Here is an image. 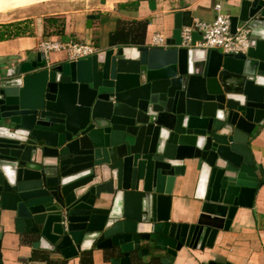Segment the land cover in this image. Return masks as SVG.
Here are the masks:
<instances>
[{"label": "water", "instance_id": "1", "mask_svg": "<svg viewBox=\"0 0 264 264\" xmlns=\"http://www.w3.org/2000/svg\"><path fill=\"white\" fill-rule=\"evenodd\" d=\"M194 21L192 11L175 15L168 48L113 47L60 65L38 52L8 71L0 226L66 259L92 242L111 264H174L185 251L213 249L253 207L264 186L251 149L264 126V0H241L231 16L233 34L250 30L246 54L181 47ZM201 40L195 33L193 45ZM180 184H195L193 223L175 220Z\"/></svg>", "mask_w": 264, "mask_h": 264}, {"label": "crops", "instance_id": "2", "mask_svg": "<svg viewBox=\"0 0 264 264\" xmlns=\"http://www.w3.org/2000/svg\"><path fill=\"white\" fill-rule=\"evenodd\" d=\"M241 0H101L94 7L86 10L55 13L49 17L65 20L64 34H51L62 40L82 43H96L100 52L113 47L122 46H151L153 37L162 34L166 41L172 37L174 17L179 12L192 11L196 20L213 22L217 17L215 6L222 4V12L233 15L236 6ZM90 4V3H89ZM60 15V16H59ZM89 15H95L93 27L87 26ZM44 17L40 24L34 21L19 20L17 22L0 25V80L5 79L8 71L18 63L32 59L37 54L41 42L42 32L47 34ZM83 17L85 18L82 24ZM147 24L143 36L144 44H136L139 38L130 37L129 43L111 44V37L118 30L128 32L131 28ZM44 30V31H43ZM138 34V33H137ZM59 54V53H57ZM50 65H60L68 62L64 58H49ZM252 153L259 172L264 169V126H260L251 143ZM261 173V172H260ZM262 177V174H261ZM195 184L189 188L180 184L173 193V211L175 220L193 223L196 220L200 204L195 200ZM183 213L187 218L182 219ZM194 213L193 218L188 214ZM0 226V231H5L3 240L2 264H111L102 249H98L92 242L84 246L78 257L66 259L60 252L52 250V246L44 243L40 248H34L38 240L36 235H23L15 231L10 224ZM6 227V228H5ZM44 255V257H43ZM231 262L232 264H264V186L256 195L251 209H242L235 218L230 231H221L216 239L213 249L202 251L183 252L174 264H210L211 262ZM132 264H160L150 262L149 258L140 260L135 258Z\"/></svg>", "mask_w": 264, "mask_h": 264}, {"label": "built area", "instance_id": "3", "mask_svg": "<svg viewBox=\"0 0 264 264\" xmlns=\"http://www.w3.org/2000/svg\"><path fill=\"white\" fill-rule=\"evenodd\" d=\"M215 10L217 17L213 22L196 20L191 27L182 28L181 47L220 50L225 54H246L250 48V30L246 26H239L233 34L231 16L222 12V4H217ZM195 33L200 34L202 40L193 45ZM151 46L168 48L166 37L156 34ZM38 51L46 54L47 60L51 53L66 52L68 61H79L100 53V48L92 42H66L59 37L49 36L40 42Z\"/></svg>", "mask_w": 264, "mask_h": 264}, {"label": "rangeland", "instance_id": "4", "mask_svg": "<svg viewBox=\"0 0 264 264\" xmlns=\"http://www.w3.org/2000/svg\"><path fill=\"white\" fill-rule=\"evenodd\" d=\"M100 1L101 0H0V25L17 22L19 20L37 21V23L40 24L45 16L49 17V15L63 13L67 10L75 12L77 10H86L89 5L94 7V5ZM84 20L85 18L83 17L82 24ZM41 34H43L41 36V41L44 37L51 36V34L44 35L43 32ZM75 40L74 42L82 43V40L79 38ZM66 55V52L59 54L51 53L50 58L54 60L56 58H64Z\"/></svg>", "mask_w": 264, "mask_h": 264}, {"label": "trees", "instance_id": "5", "mask_svg": "<svg viewBox=\"0 0 264 264\" xmlns=\"http://www.w3.org/2000/svg\"><path fill=\"white\" fill-rule=\"evenodd\" d=\"M44 22V20H43ZM141 24V23H140ZM45 28L47 34H64L65 30V20L61 18H55V17H49L45 19ZM147 30V24H141L140 26H136L135 29L131 28L128 32H126L124 29L118 30L116 33H114L111 37V44L114 45L116 43H131L130 37L133 35H136V38H139L136 44L143 45L144 44V34ZM138 33V34H137ZM96 45V43H94ZM97 46V45H96ZM44 257V255H43Z\"/></svg>", "mask_w": 264, "mask_h": 264}]
</instances>
